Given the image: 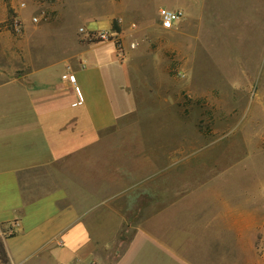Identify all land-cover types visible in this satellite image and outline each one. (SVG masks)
Here are the masks:
<instances>
[{
	"label": "crops",
	"instance_id": "0c3cea01",
	"mask_svg": "<svg viewBox=\"0 0 264 264\" xmlns=\"http://www.w3.org/2000/svg\"><path fill=\"white\" fill-rule=\"evenodd\" d=\"M100 1L99 15L94 0L77 4L89 31L124 21L122 0ZM68 2L52 0L47 11L45 0H0V241L8 257L0 264H229L236 243L221 231L251 211L236 212L213 187L193 191L211 180L151 175L156 147L125 138L137 102L118 115L98 69L82 77L85 100L73 106L76 46L84 54L98 44H76L74 34L71 47L49 42L46 31L73 18ZM29 14L39 19L33 29ZM201 230L212 234L189 242Z\"/></svg>",
	"mask_w": 264,
	"mask_h": 264
},
{
	"label": "rangeland",
	"instance_id": "374dc122",
	"mask_svg": "<svg viewBox=\"0 0 264 264\" xmlns=\"http://www.w3.org/2000/svg\"><path fill=\"white\" fill-rule=\"evenodd\" d=\"M45 1L50 11L52 0ZM82 1L69 0L73 18L46 31L55 47H68V42L71 47L67 34L76 35V44H98L84 54L76 46L68 71L75 77L70 87L74 102L77 87L84 103L81 79L95 69L107 83L118 115L137 102L131 115L138 121L125 138L134 136L140 147H156L159 166L151 175L211 180L212 185L193 191L199 195L213 187L236 212L251 211L237 214L235 230L221 231V239L236 243L229 264H264V0H122L124 21L114 19L106 30L117 34L123 58L116 43L89 42L80 32L87 29V16L79 17L77 10ZM92 5L97 15L102 13L100 0ZM109 6L107 11L114 9ZM160 8L180 10L183 18L173 29H164ZM26 18L33 29L32 15ZM105 43L111 48L109 60L101 55ZM143 115L152 116L150 123L141 120ZM195 234L189 242H205L212 233Z\"/></svg>",
	"mask_w": 264,
	"mask_h": 264
},
{
	"label": "built area",
	"instance_id": "2783aa9c",
	"mask_svg": "<svg viewBox=\"0 0 264 264\" xmlns=\"http://www.w3.org/2000/svg\"><path fill=\"white\" fill-rule=\"evenodd\" d=\"M22 7L25 5L22 4ZM159 17H160V24L164 29H173L183 18V13L180 10H170L166 8H161L159 10ZM32 21L37 23L39 21L38 17H33ZM80 32L84 35L86 40L89 42H111L116 43V52L119 55V58L124 57V49L122 48L121 44L118 43L117 34H114L112 31H89L87 29L81 28ZM131 48H135V44L130 45ZM69 80L71 83H75L74 75L69 76ZM76 92L78 95L77 102L73 103V106H80L83 103V97L79 92V89L76 87ZM12 234V233H11Z\"/></svg>",
	"mask_w": 264,
	"mask_h": 264
},
{
	"label": "trees",
	"instance_id": "16d2710c",
	"mask_svg": "<svg viewBox=\"0 0 264 264\" xmlns=\"http://www.w3.org/2000/svg\"><path fill=\"white\" fill-rule=\"evenodd\" d=\"M0 259L3 263H6L8 260L7 253L2 241H0Z\"/></svg>",
	"mask_w": 264,
	"mask_h": 264
}]
</instances>
